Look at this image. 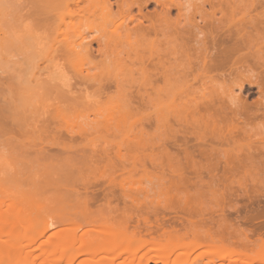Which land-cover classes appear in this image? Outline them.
I'll list each match as a JSON object with an SVG mask.
<instances>
[{
    "label": "bare ground",
    "instance_id": "1",
    "mask_svg": "<svg viewBox=\"0 0 264 264\" xmlns=\"http://www.w3.org/2000/svg\"><path fill=\"white\" fill-rule=\"evenodd\" d=\"M19 2L18 8L22 12V15L20 13V17L22 16L21 19H24L27 15L28 17L29 15L34 17L40 16V26L44 29V36L49 40V45L42 48L37 42L40 36L37 37L35 34L31 35V33L26 34V36L28 35L27 38L24 37L27 40L26 42H29V37L32 38V42H29L30 44H24L26 42L22 41V44H24L23 47L20 45L18 48V50L20 49V59L15 63L14 71L16 74L14 76H8V81L4 85L0 84V98L3 97L5 102L12 101L16 98L23 99L20 106H16L15 109L10 110L8 113L2 114L0 112V136H7V139L10 140L16 138L18 135H24L28 141L20 149V156L25 159L26 165H29V170L24 171L25 175L23 174V170H20L23 177L27 175L26 173L28 171L31 172L36 164H44L54 160L58 161L62 158L61 156L64 152L69 153L77 147L75 144L78 140L77 136L82 135V133L71 130L64 131L62 130L63 127H56V121H60V115H55L54 113L57 112L59 114L60 111H71L78 115H89L101 111L103 109L102 100H92L90 98V89H93L100 97L116 98L117 100L115 101H117L118 111L122 113H138L142 110L149 109L154 111V114L146 117L136 127L135 131L131 133L123 130L111 131V134L115 137L113 143L100 150L90 147L91 152L88 151L87 154H84L87 169L83 177L81 176L82 179H79V182L83 184L84 196H82L86 208L92 209L94 207L92 205L100 201L102 196L98 192L103 190L105 192L102 198L105 199V202L102 203L104 207L101 205V210L107 209L114 214L121 211L123 214L129 209L126 212L128 216H125L124 213L123 215L125 217L122 215L117 218L121 219L123 217L120 221L113 218L117 221L112 222V225L110 224V219L114 215L112 216L110 214L111 216L109 218L108 214L104 213V211L102 212L104 215L106 214L105 216L103 215L105 217L103 218L104 220L109 218V223L105 220L108 224L104 223L102 230L105 229L108 233H116V237L119 236L110 241L111 245L108 244L109 242H99L97 244L99 248H96L98 253H100V250L107 253L109 248L112 249L115 246L114 242L118 238L121 241L118 239L119 243L116 246L122 245L123 240L124 242L127 240L128 244V239L130 241L136 240L142 242L141 246L154 243L162 244V240H167L168 242L184 240L186 241L185 243L175 245L171 250L174 252L178 247L180 250L181 248H187L188 251L184 250V255L186 254V256L190 255L191 251H194L195 248H198L199 245L201 246L204 243L221 248L229 240L227 234L229 233L228 224L230 220L225 215V209L227 207L236 210L238 213L236 219L243 221L246 223L245 225L261 219L262 225L254 228L255 230L256 228L263 230L264 205H257L258 207H255V210L250 209L254 207L252 204L255 202L253 201V199H256L255 197L251 198L252 196L250 197L249 195L248 199L246 198L247 200L251 198L253 202L249 203L252 205L250 208H248L249 206L245 207L247 203H244L245 206H243L245 209L242 206L244 209L243 213L239 209V206L241 207L239 201L231 202L234 198L236 199L235 194L231 195L236 191L233 190L235 188L234 186L237 184V186H242L241 188H243V185H245V188L247 187L245 183L250 182L249 175L247 176L246 173L247 171L249 173V163L254 159L253 155H249L251 152L250 148L253 145L250 146L251 143L249 145L246 144L249 142L248 139L246 143H242V145L249 146L248 149H246V146H243L247 151L246 155H244L245 151L241 147V142L246 141L247 137L250 138L249 136L251 134L247 126L255 119L256 116L254 115L256 113L252 115L253 113L250 112L252 110H248V106L251 103L249 104L247 101V105L249 104L247 107L244 106L246 102H243V107L239 105V101H243L240 100L243 97L239 98V95H233L230 101L223 97L221 98L223 100L217 99L219 103V100L221 102L225 100L229 105H225V102L224 104H216L213 101L214 99L210 97L215 87L214 83H218L219 77H222L221 81L224 82L222 79L228 80L232 76L231 79L245 77L247 81L244 80L248 84L252 83V86L257 85L259 87V94L261 93L262 95L261 99L264 98V72H262V70L264 71V50L262 49L264 44V20L260 18L262 15L260 17L258 15L257 17L255 13L256 16H251L247 21L238 20L237 24L231 18L223 21L222 18H225L228 12L234 9L235 5L231 0H200L192 4L193 1L187 6L181 2H176V0H19ZM250 5V8L253 10L256 9L257 4L255 0ZM63 9L69 10L68 16L70 18L77 16L83 18L86 15L94 16L97 21L99 20L101 22V26L105 31L116 28L122 32L114 36L115 38L112 40L107 39V35L97 39H88L85 37V31H78L70 35L64 34L60 27L64 23L65 17L58 14ZM174 11L177 13L175 14L176 16H173ZM50 12L54 14L51 15ZM218 12L222 13V16H220L222 18L216 17ZM181 17L184 19L182 20ZM224 30L226 31L225 33H223ZM9 35V28L0 30V54L4 50L3 47H5L4 45L7 42L6 39H10L9 37H11ZM94 42L98 44L96 48H94ZM15 44L17 45V43ZM105 61H112L114 66L107 69L104 73L93 74L89 71V69ZM67 67H71L72 74L67 72ZM225 77H228V79ZM182 79L188 86L198 84L195 95L187 101V90H184L185 88L180 90L177 85ZM243 86L244 83L241 84L240 90L243 89ZM3 90H5V95L1 94ZM241 93L243 92L241 91ZM47 96L53 99L49 104H37L33 100V97L42 98ZM165 96L172 98L180 97L183 102H187V107L191 106L193 114L190 117L176 115L174 121L179 124V127L172 128L171 131L169 130L170 132H163L164 136L167 135L165 136L166 139H161L164 142L161 141L162 143L160 142L158 144L161 154H156L157 156L148 154L143 156L138 153L139 150L154 147V144L152 146V144L138 140L139 137L150 134L147 132L146 124L152 125L154 123H160L163 119L164 121H168V123L171 122L167 116H161L158 112V101ZM4 100L0 99V102ZM212 101L218 106H215ZM257 101L259 102V100ZM259 104H263L262 106L264 107L262 100ZM255 105L257 104L255 103L254 107H256ZM230 113L232 114L229 115ZM259 115L261 118H264L260 113ZM260 117L257 116V118ZM256 120L254 121L256 122ZM40 124H44L48 129L45 137L38 134ZM53 124L55 126H52ZM261 133L263 134V132ZM263 136L261 137L264 139ZM192 138L195 144H191V142L193 143ZM36 142L46 144L48 147L41 145L37 148L34 145ZM63 143L66 144L63 145ZM216 143L217 145H215ZM36 144L38 145V143ZM87 144L85 143L84 145L87 146ZM54 147H58L60 151L55 150L56 152H53L50 148ZM129 147L136 151L130 159L123 152ZM241 150L244 154L241 153ZM148 159L155 166V169L161 173L160 178L164 190L174 196V199L177 196L178 200L175 199L174 201V199H171L173 200H170L172 204L168 202L171 205L167 204L169 205V207L166 205L167 208L170 209V206L174 207V205L179 206L181 213H184L180 215L179 221L185 223L184 220H187L190 225L192 224L189 227L190 225L188 226L185 223L186 229L184 231L177 228L179 225L170 227V229L167 226H161L162 223L155 225V228L152 224L150 225L151 228L149 223H152L153 220L150 222L152 217H149V213H142V205L137 203V198L133 196L132 191L134 189H130L129 185L130 183H135V181L133 180L132 182L131 180L132 178L134 179V173L138 171H143L144 173H142L144 175L145 173H149L150 167L147 163ZM189 172H193L194 175H189ZM241 172L244 173L245 178H248L247 182L243 181V176L242 178L239 177ZM33 173L31 172L30 174ZM205 174H208L209 179L205 178L207 176ZM3 175L6 176L5 174ZM33 175L31 177L34 178ZM28 177L29 174L25 179ZM129 177H131V180H129ZM257 177L255 179L252 177L255 180H252L255 184L261 181L259 177V181H257ZM26 181L34 182V179L31 181L29 178ZM100 182H103V185L107 184L104 186L101 184L102 186L98 185L99 187H97V184ZM243 182L245 183L243 184ZM105 186H107V189H105ZM206 187L207 191L205 194ZM78 189L76 187L77 193L79 191L82 194L81 190ZM119 189H121V194L117 193ZM208 191L211 192L215 205L211 209H218L214 212L210 210L211 214L208 212L209 209H205V206L202 205L203 199L206 197L204 195L208 196L209 194L211 196ZM263 193L264 191H262ZM259 194L261 193L259 192ZM243 195L241 194L240 196ZM256 196L261 195L257 194ZM237 197L239 196L237 195ZM126 198L131 203L126 202L124 206L126 210L123 208V211L121 209L122 207L120 208V201L123 200L125 202V200L127 201ZM262 198L260 199L262 200ZM114 200L116 201L114 202ZM177 201L178 204H173ZM128 204H130L128 207L134 208V211L130 212L131 208L127 207ZM13 205L12 210H10V207L8 208V212L5 211L6 209H2V207L0 209V264H2V255L4 256L5 252L3 251L4 247L8 246L7 243L10 244L14 241L12 239L9 242V236H13L12 238H14L15 233L20 229L19 225L23 213L20 215L19 204ZM99 205L100 203L95 206ZM1 206H3V203ZM175 208L179 209L178 207ZM29 210L33 211L30 207ZM118 210L119 212H117ZM135 210H137V213H140L137 214ZM156 210L158 211V209ZM206 211L209 215L206 214ZM158 213L156 214L159 215ZM134 215L137 217V224L136 226L134 225L132 230H129V227L132 226L130 225L131 220L135 219ZM96 217L99 218L98 216ZM96 217L95 219H97ZM36 226L29 225L26 234L35 230L33 228ZM37 227L39 228V226ZM159 228L161 229L160 231H158ZM43 230H46V228ZM155 231H158L157 234ZM154 232L156 235L153 234ZM243 234L245 235L243 239H247L246 243H250V234L248 236L245 233ZM240 238L242 239V237ZM238 239H236L237 244L235 243L236 248L234 247L232 250L227 251L230 255L239 253L241 250L246 252L247 249H244L247 248L246 246L248 244L246 245L242 241L243 239H239L243 243L240 245L238 244ZM14 246H16V243ZM8 247L10 248V245ZM11 248L9 252L16 259L25 255V260H31L29 257L30 252L26 256L22 251L23 247L19 248V251L16 247V249ZM251 248L252 246L250 247L249 253L251 252L252 254H254L253 252L256 249L255 252H261L263 250L262 248L260 250L259 247H255L256 249L252 248V250L254 249L252 252ZM124 249L125 247L122 248V250ZM11 250H15L16 254ZM6 251L8 252V250ZM219 252L221 251L219 250L217 252L218 254L215 253L218 257L220 255ZM225 253L223 252V255ZM71 254L72 251L70 252V256L72 257ZM259 254L263 255L264 253H257L256 255ZM223 255H220V257ZM142 257L140 262L137 261L139 264H148L150 260L156 263L171 264L173 260L171 258L174 256L171 258L169 256L159 258L158 256L155 257L148 254ZM188 258L189 256L186 259ZM179 259L181 258L179 257ZM115 260H109L105 264H115ZM134 260L135 257L129 264H135L136 261ZM175 260L177 259L175 258ZM175 260H173L172 264L176 262ZM184 262L188 261L183 260L180 264H184ZM102 264L104 263L102 262Z\"/></svg>",
    "mask_w": 264,
    "mask_h": 264
},
{
    "label": "rangeland",
    "instance_id": "2",
    "mask_svg": "<svg viewBox=\"0 0 264 264\" xmlns=\"http://www.w3.org/2000/svg\"><path fill=\"white\" fill-rule=\"evenodd\" d=\"M0 1H2V2H0V4L2 3L0 5V6H2V7H0L1 8L0 9V30H4V29L9 28L10 35H11V37H9L10 39H8V38L6 39V41L8 43L5 41L6 43L4 46L6 47V49H5V47H3L4 50L2 49L3 51L0 54V84L4 85L6 83V81H8V78H7L8 76H11V75L14 76V74H16L14 71L15 70L14 69L15 63H17V61H19V59H20V57H19L20 56L19 55L20 49L18 50V48L20 47V45H22V47H23L24 44H27V43L30 44L29 42H32L31 37L28 38L29 42H26L27 40L25 38H27V36H28V35L26 36V34L31 33V35L35 34L37 37L40 36V39L38 38L37 42H38L39 46L42 48L49 45V43H48L49 40L47 37L44 36V31H43L44 29L40 26L41 25L39 22L40 16L34 17L32 15H29V17H28V15H27L24 19H21L22 16L20 17V13L22 15V12H20L19 8H18L19 3H20L19 0H0ZM177 1L179 3L181 2L183 4H186V6H187V5H190L193 1L194 2L192 4L197 3L200 0H197L196 2H195V0H176V2ZM231 1L235 5L234 9L232 11L228 12V14L225 16V18L220 17V16H222L221 15L222 13H220V12L217 13L216 17L222 18L223 21H227L228 20L227 18H231V20H234V23L237 24L238 20L247 21L251 18V16L255 15V13H256L257 17H258V15H259V17L262 15V17H260V18H262V20H264V0H255V3L257 4L255 10L250 8L251 7L250 4L252 2H254V0H231ZM258 6H260V7L258 8ZM207 7L209 8V6H207ZM68 11H69L68 9L67 10L63 9L60 12H58V14L60 16L65 17L64 23L60 27L61 30L64 32V34L70 35V34L77 33L78 31H85V37L88 39H90V38L97 39L100 37H104V35H107V39L109 38L112 40L115 38L114 36H116L122 32L120 30H117L116 28H113L112 30L105 31L104 28L101 26V22L99 20L97 21L94 16L86 15L83 18L80 16L70 18L68 16ZM256 11L258 12V14ZM50 14L53 15L54 13L50 12ZM175 14H177V13L174 11L173 16H176ZM188 15H190V13H188ZM188 15L186 14V16H188ZM181 18H182V20L184 19L183 17H181ZM197 18H199V16H197ZM8 24H9V26L7 27ZM10 27L12 28V30H10L11 29ZM234 27H235V25H234ZM225 32L226 31L224 30L223 33H225ZM29 36H30V34H29ZM22 41L26 42V43L22 44ZM15 43H17V45H19V46H17ZM97 46H98L97 42H94V48H96ZM262 49L264 50V44H263ZM8 50H10V51H8ZM9 52H11V53H9ZM113 66H114V63L112 61H105V62H102L101 64H99L98 66L89 69V71L93 74L104 73L107 71V69H110ZM66 69H67V72L69 74H72L71 67H67ZM260 70H262V69H260ZM262 72H264V71L262 70ZM228 77H229V75H228ZM228 77L227 78L225 77V78L228 79ZM231 77L228 80L222 79V80H224V82L221 81L222 77H219L220 79L218 78V83H214L215 87L213 88V92L210 95V97L212 99H214L213 101H215L216 104H222V103L224 104V102H225V105H227L228 102H226L225 100L223 102H221V100H223V99H221L222 97L224 99H227L230 101V98L233 95H239V98L243 97L242 99H240L243 101H239V105L242 106V105H244L243 102L245 103L247 101L249 104L251 103V105L248 104L249 105L248 106L247 102H246V104L244 106H246V107L248 106L249 107L248 110L249 109L252 110V111H250L253 113L252 115H254V113H256L254 115V116H256L255 119H253V121H251L252 123H250L247 126L249 133L252 135V137H251V135L250 136L248 135L250 138H252L251 141H250V138L247 137L246 141L241 142L242 148H243V146H246L244 144L242 145V143H246L248 140H249V142H247L246 144L249 145V143H251L250 146L253 145V146H251L252 148H250L251 152L248 150L250 152L249 155L251 154L254 156V159L251 160L252 162L250 161V163H252V164L249 163V167H248V168H250L251 172L249 171V173H251V174H249L248 171H247L248 174L246 173L247 176L249 175L248 178H249L250 182L248 181V178H245V175H243L244 173L241 172L239 177L242 178V176H243V178H244L243 181L249 182V183L243 182V184L245 183L247 185V187L244 188L245 185H243V188H244L243 189V188H241L242 186L239 187L236 184V186H234L235 188L233 189L234 191L235 190L236 191L234 192L232 190V192H234L233 194H231L232 192L230 191L231 195L235 194V196H236V199L234 198V200L231 202L234 203L235 201L236 202L239 201L240 204L239 203L238 204L241 205V207L239 205L238 206H239V209L241 210V213H243L245 207H247V206H249L248 208H250V206L252 207V205H253L254 207L250 208L251 210H253L255 207H258L259 205H261V206L264 205V198H262V197H264V193L262 194V191H264V185H263V183H264V139L261 137L264 134V122H263L264 118H261L259 115V113H260L261 116L264 117L263 116L264 115V107L262 106L263 104H259L261 102V100L264 102V100H263L264 98L261 99L262 95H261V93L259 94V89H258L259 87L257 85L252 86L253 85L252 83H250L251 85L248 84V82H246L247 80L245 77L240 78V79H238V78H232L231 79ZM253 79H254V77H253ZM219 80H220V82H219ZM243 83H244L243 89L240 90V86ZM177 85L179 86L180 90H183L184 88H185L184 90H187V93H186V94H188V98H186V101H187L188 99L192 98L193 95H195V92L197 89L196 86L198 84L188 86L185 83V81L182 79V80H180V82L177 83ZM90 91H91L90 92V98H92V100H97V99L102 100L103 109H101V111H97L96 113H91L89 115H83V114L78 115L74 112L72 113L71 111L70 112L60 111L59 114H57V112L54 113L55 115H60V121H56V127L61 126V127H63L62 130H64V131L71 130V131H75V132H80V133H82V135L77 136L78 140L75 142L77 147L75 149L71 150L69 153L63 151L64 154H62V156H61L62 158L60 160H58V161L54 160V161H50V162L44 163V164H36L34 166V169H33L34 171L31 170L32 168L30 167L31 172H34L35 174L34 173H33L34 175L30 174L31 173L30 171H28L29 173L28 172L27 173L25 172V173L27 175L29 174V177L27 179L29 180V178H30L31 181H33V179H34V182L26 181L27 179H25V177L27 175L25 177H23L24 171L29 170V165H26L25 159L20 156L21 147L26 142L28 143V141L26 140V136L18 135L16 138H12L10 140L7 139V136H0V175L1 176H2V174L6 175V176L3 175L4 177L0 176L1 177V182H0V202H1L0 203V209L2 207V209H6L5 211L8 212L9 207H10V210H12L13 204H15V205L19 204L18 207L20 209L19 210L21 213L20 215H22V213H23L22 218L19 215V217L21 218V223L19 225L20 229L18 230L17 233H15L14 238H12L13 236H9L8 241L11 242L12 239H14V241H12L13 243H10V244L7 243V245L8 246L10 245V248L12 247L11 249H14L15 247L18 248V251H19V248L23 247L22 251L26 254V256H27V254L29 255V252H30L29 257L31 258V260L29 259L30 261H28V260L24 259L25 255H22V257H20L19 259L18 258L16 259L15 256H13V254H11L9 252L10 248L6 245L8 248L4 247L3 251H5L4 252L5 257L2 255V258H3L2 264H102V262L105 264V263H108L109 260L112 261L113 259H116L115 264H119V263L125 264L127 261H129V262H127V264H129L130 262H132L131 260L134 257H135L134 261H136L135 264H139V262L142 260L141 256L145 257L148 254H150V256H155V257L158 256L159 258L160 257H166V256L167 257L169 256L171 258L172 256H174L171 258V260L172 259L175 260V258L177 259V260H175L176 262L174 264H180L183 260L188 261V262H184V264H186V263L187 264H194V263L195 264H203V263L204 264H207V263L208 264L209 263H211V264H249V263L250 264H264V254H263L264 253L263 252L264 251V228H263V230L257 229L258 227H260L262 225L261 219L260 220L257 219L253 223H250V224L248 223L247 225H245L246 223H244L243 221H238V219H236V217L238 216V213L236 212V210H233V208H231V207L230 208L227 207L225 209V215H226V217H229L228 219L230 220V222L228 224V229H229L228 232L230 234H232V235H230L227 232L228 233L227 234L228 239L229 240L232 239V240L231 241L227 240L228 243L226 242L227 244L225 243L226 245L224 244L223 247H221V248L214 247L210 244L204 243L201 246L199 245L198 248H195L194 251H191L190 255L186 256V254L184 255V252L188 251L187 248H186L187 250L182 249V248L180 250L178 247L176 249V251H174V252H172V250H171L174 248L175 245H178L180 243H185L186 241H184V240H177L174 242H168L167 240H162V244L154 243V244H150V245L145 244V245L141 246L142 242H140V241H136V240L132 241L131 240L132 241L131 242L130 239H128L129 242L127 244V240L124 242V240L122 239L123 244L116 246V244L119 243L118 239H120V238H118L116 240V242H114L115 240L113 241L115 246H113L112 249L111 248L108 249V251L109 250H111V251L108 252L106 250L107 251V253H106L105 251H101V250L99 251L98 250L100 252V253H98L96 248L97 247L99 248V246H97V244L99 242H109L108 244L111 245L110 241L113 240L117 235L116 233H113V234L108 233L105 229L102 230L104 223H107L105 220L108 221L110 216L114 215L110 219V221H111L110 224L112 225L113 224L112 222H115L117 220L120 221L123 217L121 219H117V218L121 217L124 213H125L124 214L125 216H128V215H126V214H128L126 212L129 209H127V211L124 212L123 214L121 211H120L121 212L120 213L119 210L117 211V212H119L117 214L116 213L114 214L113 212H111L110 210H107V209L101 210L100 208H102V206H103L102 203L105 202L104 201L105 199L102 198L103 193L105 192L103 190H102L103 192L102 191L98 192V194L102 196L100 201H98L97 203L92 205V206H94L92 209L86 208V206L84 205V202H83L84 201L83 200V196H84L83 184H81L79 182L82 179L81 176L83 177V174L86 173L85 171L87 169L84 154H87L88 151L91 152L90 147L91 148H97V150H100L103 147H106L107 145H110L111 143H113V141H115V137H114V135L111 134V131L123 130V131H127L128 133L135 131L136 127L144 119H146V117L154 114V111L152 109H149V110H144V111L142 110L138 113H134V112L122 113V112L118 111L117 101H115V100H117L116 98L102 97V96L100 97V95L98 93L94 92L93 89L92 90L90 89ZM241 91L243 93H241ZM4 93H5V90H3V92L1 91L2 95H5ZM241 95H243V96H241ZM245 96H247V97H245ZM33 98H34L33 99L34 102L37 104H49L53 101V99L49 96L42 97V98H38V97H33ZM0 99L4 100L3 97ZM217 99H221V100H219L220 103L218 102ZM22 100L23 99H21V98H18V99L16 98L12 101L5 102V100H4V101L0 102V112L2 114L8 113L10 110L15 109L16 106H20ZM257 100H259V102ZM186 101L183 102L180 97L172 98L169 96H165V97H163V99H160L158 101L157 106L159 108V111H158L159 114L161 116H164V117L167 116L171 122L168 123V121H164V119L162 117L163 121L160 123H154L152 125L146 124L147 132L150 134L149 135L146 134L143 137H139L138 140L145 141L149 144H152V146L154 144V147H148L145 150H139L138 151L139 154H142L143 156L147 155V154L148 155L161 154L159 152L158 144L161 141L164 142L161 139H164V138L166 139L165 136L167 135L166 134L164 136L163 134L169 130L171 131L172 128H174V127H179V124H177L174 121V117L176 115H179L181 117H184V116L190 117L193 114V112L191 110V106L187 107ZM213 101H212V103H213ZM241 102H242V104H240ZM254 102L257 104L255 106L258 108L260 107L259 110L261 109L258 114H257V112L259 110H258V108L254 107V104H255ZM215 103H213V104L215 106H218ZM250 106H251V108H250ZM252 107H253V109H252ZM229 111H231V110H229ZM229 111H228V113H229ZM254 111H256V112H254ZM261 111H263V112H261ZM231 114L232 113H230L229 115H231ZM257 116H259L260 118H257ZM34 119H35V117H34ZM254 120H256V122ZM258 121H260V122H258ZM261 122H263V123H261ZM52 126H55V125L53 124ZM47 131H48L47 127L44 124H40L38 134L45 137ZM261 132H263V134ZM260 133H261V136H260ZM258 136H260V137H258ZM192 140H193V143L191 142V144H195L193 138H192ZM36 143H38V145ZM36 143H34V145H36L37 148H39V146H41V145L48 147V145H46V144H41L39 142H36ZM85 143H88L87 146L84 145ZM29 144H31V143H29ZM65 144L66 143H63V145H65ZM215 145H217V143ZM208 147H210V146H208ZM248 147L246 149H248ZM54 148H50V149H52L53 152H56L55 150L60 151V149L58 147H54ZM246 149L243 148V150L245 151V154L243 153L242 150H241V153L246 155V152H247ZM84 151H85V153H84ZM63 152H61V153H63ZM123 152H125L127 157L130 159L131 157H133V155L135 154L136 151L133 150L131 147H129L127 150H124ZM147 163L150 167L149 173H145V175L143 174L144 173L143 171H138V172L134 173L135 176L132 175L134 177V179L132 178V180H131V177H129V180H131L132 182L134 180L135 183L134 182L132 184L130 183V185H129L130 187L128 186V184H127V186L130 189L131 188L134 189V190L132 189L133 190L132 194H133V196H135L137 198V200H138L137 203L142 205V207H143L142 213H145V214L149 213V215H150L149 217L150 218L152 217L150 222L152 220L154 222L152 221V223H149V226L153 224L154 225L153 227L155 228L156 227L155 225H157V224L159 225V223L160 224L162 223L161 226L164 225V226H167V228L168 227L172 228L175 225L176 226L179 225V227H177V228H180L181 231H184L186 229L185 223H186V225L189 226L190 225L189 221L184 220L185 223L179 221L180 215L184 214L183 212H182L183 214L181 213L179 206L174 205V207L170 206V209L167 208V206L169 207V205L172 204L171 201H173V200H171V199H174V196H172L171 194L167 193L166 190H164V187H163V184H162V181L160 178L161 173L155 169V166H153L149 162V159H148ZM257 167H260V168L257 169ZM20 170H23V174ZM219 174H220V172H219ZM31 175H33L34 178L31 177ZM189 175H194V174H193V172H191ZM205 175L208 176V174H205ZM207 176H205V178L209 179V176L208 177ZM257 176L260 178L261 181L259 183L255 184L253 181H255L254 179ZM258 177H257V181H259ZM262 180H263V182H262ZM251 182H253V183H251ZM261 182H262V184H261ZM101 184L103 185V182H100L99 184H97V187L102 186ZM106 184H104V185H106ZM76 187H78L81 190L82 194H80L79 191L77 193ZM106 187L107 186H105V189H107ZM136 187H137V190H136ZM247 189H249V190H247ZM206 191H207V187L204 191L205 194H206ZM208 192H207V194H208ZM259 192L261 194H259ZM117 193L121 194V189H119ZM209 193L211 194V192H209ZM249 193H251V194L257 193L258 195H261L262 197L256 196L257 194L251 195ZM236 194L240 198L237 197ZM239 194L240 195L244 194V195L240 196ZM249 195H250V197L252 196L251 198H254V197L256 198V199H253V201H255V202L252 205L249 204V203L253 202V201H251V198H249L250 200H247ZM204 196H206V197H204ZM204 196H203L204 199H203V204H202L203 206H205L204 208L205 209L207 208V210L209 209L208 212H210V214H211V211L214 212V211L218 210V209H216L217 207L214 208L216 210L211 209V208L215 207L212 194H211V196H209V194H208V196L207 195H204ZM260 198H262V200ZM175 199H177V196L175 197ZM175 199H174V201H175ZM123 200H124V198H123ZM123 200L120 201V208L122 207L121 208L122 210H123L126 202L131 203L129 201V199H127V201L125 200V202ZM115 201L116 200H114V202ZM256 201H258V202L260 201V202L258 203ZM168 202L171 204H169ZM2 203H3V206H1ZM99 203H100L99 206L102 205L101 207L95 206ZM175 203L178 204V201L174 202L173 204H175ZM244 203H247V205L245 206ZM167 204H169V205H167ZM15 205H13V206H15ZM20 205L22 208L20 207ZM128 206H130V204H128L127 207ZM242 206L244 209L242 208ZM29 207L33 211H30ZM172 207H173V209H172ZM175 207H178L179 209H177ZM128 208H131V207H128ZM124 209L126 210V207ZM133 209L131 208L130 212L134 211ZM156 209H158V211ZM25 210H26V212H24ZM27 211L31 212V213H28ZM103 211H104V213L109 215V218H107L105 220L103 219V218H105L104 216L106 215V214L104 215V213H102ZM155 211H157V212H155ZM114 212H116V211H114ZM135 212L137 213V210H135ZM177 212H179V213H177ZM208 212L206 213L207 215H209ZM136 213H134V214H136ZM138 213H140V212H138ZM156 213H158L159 215H157ZM89 214L92 216H90ZM108 215H107V217H108ZM136 215H134L135 219L131 220V222H130V225H132V226L129 227V230L130 229L132 230L134 225L136 226V224H137ZM93 216H94V218H93ZM96 216H98L99 218H97ZM95 217L97 219H95ZM113 218H115L117 220H114ZM155 218L159 219V220H156ZM160 218H161V220H160ZM22 219H24V220L22 221ZM93 219H94V221H93ZM232 221L234 224L231 223ZM171 222H172V224H171ZM175 222H177L178 224ZM108 223H109V221H108ZM241 223H243V224H241ZM230 224H232V225L230 226ZM29 225H31V226L37 225V226H39V228L40 227L41 228L39 229L37 226L34 227L33 229H35V230L28 233L29 234L28 235V234H26L27 233L26 230L28 229ZM142 225H144V224L142 223ZM191 225L189 227H191ZM235 225H236V227H238L237 229H236ZM254 227H257L256 230ZM45 228H46V230H43ZM240 228L244 232H242ZM160 230L161 229L159 228L158 231H160ZM249 230H250V232L248 233ZM55 231H57V232L53 233ZM158 231H155L156 234ZM155 232L153 234H155ZM241 232H242V235H244L243 233H245L247 236L250 234L249 235V238L251 239L250 243L249 242L246 243L247 239H243V237L245 238V235L242 236ZM260 232H261V234H260ZM233 234H235L234 235L235 237L233 236ZM254 234L256 237L254 236ZM237 235H238V237H236ZM36 236L38 239L35 238ZM10 237H11V239H10ZM190 237H192V236H190ZM240 237H242L243 240ZM238 238L241 239L242 241H244V243H246V245L248 244L246 246L247 248L244 249V250H246V249L247 250H246V252L241 250V251H239V253H236V254L232 253L233 255H230V253L227 251L232 250L236 246V244H237L236 239H238ZM233 239H234V242H233ZM239 239H238V241H239L238 244H240V245L243 244L242 241ZM120 241H121V239H120ZM15 243H16V246H14ZM126 245H128V246H126ZM240 245H237V246H240ZM249 246L250 247L252 246V248H255V247L258 248L259 247L260 250H261V248L263 250H261V252L260 251L255 252L257 250L255 248L256 250L253 252L254 249L252 250V248H251L252 252L254 253V254H252L251 252L249 253V251H250ZM120 247H122V248L125 247V249L122 250V248H120ZM130 247H131V249H130ZM240 247H237V248H240ZM6 250H8V252ZM219 250L221 251V252H219L220 255H223V252L224 253L226 252V253L223 256L220 257V255H219V257H218V256H216L215 253H217ZM11 251H14V254H16L15 250H11ZM71 251H72V254H71L72 257L70 256ZM171 252H172V254H171ZM179 252H181V253H179ZM257 253H261L263 255H260V254L256 255ZM136 254L138 255L137 257H136ZM242 254H244V255H242ZM183 255L186 257H184ZM188 256H189V258L186 259ZM179 257L181 259H179ZM173 260L171 261V264H172ZM137 261H139V262H137ZM192 261H193V263H192ZM148 264H163V263L162 262L156 263V262L150 260V261H148Z\"/></svg>",
    "mask_w": 264,
    "mask_h": 264
}]
</instances>
